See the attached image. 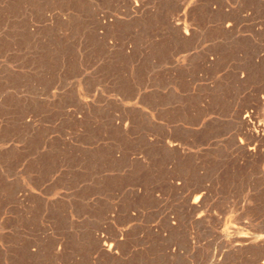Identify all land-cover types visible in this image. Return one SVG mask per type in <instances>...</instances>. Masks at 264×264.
I'll return each mask as SVG.
<instances>
[{
    "label": "rangeland",
    "instance_id": "1",
    "mask_svg": "<svg viewBox=\"0 0 264 264\" xmlns=\"http://www.w3.org/2000/svg\"><path fill=\"white\" fill-rule=\"evenodd\" d=\"M248 113L264 0H0V264H264Z\"/></svg>",
    "mask_w": 264,
    "mask_h": 264
},
{
    "label": "bare ground",
    "instance_id": "2",
    "mask_svg": "<svg viewBox=\"0 0 264 264\" xmlns=\"http://www.w3.org/2000/svg\"><path fill=\"white\" fill-rule=\"evenodd\" d=\"M250 114H252V113H250ZM245 118L242 120V123L243 124H245V125H247V126H252V127H254L253 129L254 130H252V134H253V136L255 137V138H259L260 136H261V134L264 132V129H262V128H264V126L260 129V128H258V127H256V126H253V122L251 121V115H249V113L246 115V116H244ZM261 126V125H260ZM255 127H256V129H255ZM170 144V143H169ZM172 147H174V146H176V144H174V143H172V144H170ZM256 147V146H255ZM254 148V147H253ZM253 148H250V150H254ZM249 150V151H250ZM202 197V196H201ZM200 197H196L195 198V200H194V204L196 205V203L198 202V199H199ZM199 204V203H198ZM196 206H198V205H196ZM109 245V244H108ZM107 244H106V242H104V247H106V249L108 250V251H110L111 250V247H112V245H109L108 246Z\"/></svg>",
    "mask_w": 264,
    "mask_h": 264
}]
</instances>
